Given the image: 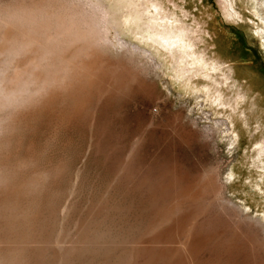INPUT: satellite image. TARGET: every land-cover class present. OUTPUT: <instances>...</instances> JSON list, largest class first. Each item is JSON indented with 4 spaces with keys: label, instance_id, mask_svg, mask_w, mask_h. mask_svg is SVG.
Here are the masks:
<instances>
[{
    "label": "rangeland",
    "instance_id": "374dc122",
    "mask_svg": "<svg viewBox=\"0 0 264 264\" xmlns=\"http://www.w3.org/2000/svg\"><path fill=\"white\" fill-rule=\"evenodd\" d=\"M104 3L115 47L0 110V264H264V0Z\"/></svg>",
    "mask_w": 264,
    "mask_h": 264
},
{
    "label": "bare ground",
    "instance_id": "6f19581e",
    "mask_svg": "<svg viewBox=\"0 0 264 264\" xmlns=\"http://www.w3.org/2000/svg\"><path fill=\"white\" fill-rule=\"evenodd\" d=\"M31 4H34V2H32ZM22 7L23 6L19 8L17 6V8H15L16 10L14 8H11V9H14V11H12L9 8H6V10L9 9L7 10L8 12L10 10L12 11V12L10 11L11 13L9 12L10 14H8L7 11L5 10L6 11L5 19L8 17L7 20H10V21L12 20V22L10 23H15V24H10L9 22H8L9 24H7L6 22L8 26L6 27L5 21H4L5 19L3 20V17H2V20H1L0 18L1 23L4 22L2 26L5 25L4 27L6 28V31L9 30L11 25L13 28H14L13 25H15L14 29H17L19 31L22 30L21 32H19L17 30L14 31L12 28H10V30L12 29L14 33H16V31L18 32V37L20 35L19 39L15 36H14L15 39L12 38L13 36L11 37L10 34H9L10 36H6V34L8 35V32L2 33V35L0 36L1 43H3L2 41L8 37V40L5 39L3 43L6 45L1 47L2 44L0 43L1 44L0 45V49H1L0 50V60L5 58L2 61H0V110L1 108L2 109L4 107L6 108V106H9V108H11V105L14 106L13 105L14 103L18 102L21 99H25L23 97L26 96V94L32 88H35L34 86L36 85L40 86L38 84L40 83V81L42 82V86L44 85L43 82L52 83L56 79H59L58 80L59 82L62 79V82H63L64 77L61 78L60 76L69 74V72L72 69L76 70L77 69L76 60L80 61L78 60L80 58H77V57H82L85 51L86 53L89 52V49L87 48H90V51H91V49L94 48L92 46L93 44L94 45L96 44L97 47L102 46V45L104 46L113 45L115 47V44H116L115 42L119 40L117 37L118 33L117 32L114 33L113 31L115 29L116 24H118L119 9H115L111 5L105 4L104 0H49V1L45 0L39 3L37 0V3L33 6L31 5L30 7L28 6H24L23 8ZM5 11L3 12L5 13ZM10 30H9V33H10ZM180 34H183V36L185 35L184 32H180ZM112 35H114L113 36L114 38H111ZM183 36H180V37L183 38ZM2 37L4 39L1 40ZM10 37L13 40L12 39L10 40ZM6 41L8 42L11 41V42L8 45V42ZM98 44H102V45L98 46ZM116 46H119V45H116ZM86 53L85 55L87 56L89 53L88 54ZM18 57H21V61H23V62L20 61V63L22 64L21 66L19 62L17 63L19 64L18 66H20L19 68H17L16 62L14 63L15 60L13 61L14 58L18 59ZM83 66H85L86 68V69H83V72L84 70H87L88 72V69L91 68L89 64H88L89 66L88 68L86 67V64ZM79 68L81 67H79L78 65V69ZM93 70H94V66H93ZM10 71L13 72V75L11 74ZM76 72H74L73 74L74 76ZM7 73H9L8 75L11 74L10 77L7 75ZM78 74H79V71H78ZM74 76L72 78H74ZM80 76L82 77V75ZM67 78L68 77H65L64 80H66ZM118 78H120V76ZM55 83L58 84L57 80L55 81ZM62 84H64V82ZM45 88H46V84H45ZM36 89L39 90L40 88L39 89L36 88ZM42 89L43 88H41V90ZM33 94H37V93H33ZM23 101L22 103H24Z\"/></svg>",
    "mask_w": 264,
    "mask_h": 264
}]
</instances>
